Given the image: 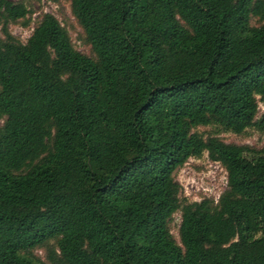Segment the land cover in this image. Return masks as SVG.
<instances>
[{
  "label": "trees",
  "instance_id": "1",
  "mask_svg": "<svg viewBox=\"0 0 264 264\" xmlns=\"http://www.w3.org/2000/svg\"><path fill=\"white\" fill-rule=\"evenodd\" d=\"M28 1L0 0V264H264V145L195 130L264 132V0H69L94 56L49 12L22 42ZM205 152L227 188L188 201Z\"/></svg>",
  "mask_w": 264,
  "mask_h": 264
},
{
  "label": "rangeland",
  "instance_id": "2",
  "mask_svg": "<svg viewBox=\"0 0 264 264\" xmlns=\"http://www.w3.org/2000/svg\"><path fill=\"white\" fill-rule=\"evenodd\" d=\"M28 5L33 10L30 15V24L25 26L22 24V20L10 24L11 32L22 42H26L31 36L42 15L45 12H49L54 14L68 29L72 41L79 51L94 56L91 47L83 40L84 31L72 14L69 0H30ZM263 111L264 101L261 100L260 113ZM195 130L205 136L218 133L226 142L247 143L257 148H261L264 145V132L254 126L249 127L242 134L224 130L216 132L217 127L214 125L198 126ZM176 179L183 187V197L188 201H200L204 197L217 200L227 188V172L225 168L219 162L212 161L207 152L201 157L190 158L184 166L177 170ZM180 221V213L175 214L171 229L177 238ZM37 253L44 259V250H38Z\"/></svg>",
  "mask_w": 264,
  "mask_h": 264
}]
</instances>
